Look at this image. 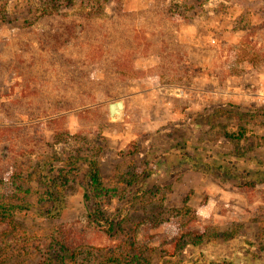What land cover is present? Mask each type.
<instances>
[{
    "label": "rangeland",
    "instance_id": "1",
    "mask_svg": "<svg viewBox=\"0 0 264 264\" xmlns=\"http://www.w3.org/2000/svg\"><path fill=\"white\" fill-rule=\"evenodd\" d=\"M73 1L66 21L84 24L85 42H103L83 46L93 58L83 72L95 78L99 64L130 79L84 84L94 95L81 109L65 112L56 96L24 91L12 116L0 113V263L264 264V182L245 176L264 171V0H99L101 13L95 0ZM38 3L0 0V20L18 18L0 21V39L36 48L39 28L62 35L59 20H37ZM69 48L78 55V45ZM116 100L124 103L120 120L108 110ZM239 126L240 140L224 138ZM78 153L99 162L110 193L87 201L83 187L69 183L49 198L37 181L42 164ZM145 163L151 175L131 203L119 178ZM204 163L243 176L223 179ZM62 164L53 162L52 173ZM22 202L30 207L17 208ZM59 204L58 216L37 214ZM195 238L200 245H191Z\"/></svg>",
    "mask_w": 264,
    "mask_h": 264
},
{
    "label": "trees",
    "instance_id": "2",
    "mask_svg": "<svg viewBox=\"0 0 264 264\" xmlns=\"http://www.w3.org/2000/svg\"><path fill=\"white\" fill-rule=\"evenodd\" d=\"M114 2L115 0H107V2ZM106 1H103V3ZM83 3V2H82ZM95 6V13L102 12L101 7L103 4L99 0L92 2ZM74 6L73 0H39L36 5L38 11L37 20H44L47 18L53 19V21L59 20L62 27L59 31L62 35H55V32L50 29L39 28L36 36V41L38 47H34L32 44H27L21 42L17 46V42L12 40L13 44L9 40L0 39V113L6 114L7 116H12L11 107L15 109V103L19 99L20 92H24L29 95H41L50 94L56 96L52 97V101L55 103H67L68 105L58 112L55 110L56 107L52 108L56 115L63 114L71 109H81L91 103L92 92H87L85 85L93 83L94 86L102 87L103 84L116 85L119 82H128L130 76L126 72L117 70V68L112 70V73L103 70V66L96 64L97 73L96 77H90L83 72V68L90 63L93 58L89 49L94 46H100L103 42L99 41L97 45L90 43L89 38H85L87 42L82 40L84 38L83 33L86 32V28L82 22H76L74 20L66 21L67 9H72ZM86 6L84 1L83 7ZM92 7V9H93ZM15 18V19H13ZM35 18V19H36ZM112 18L109 23L113 25ZM17 17H11L10 15L3 13L1 23L11 24L13 20L17 21ZM27 21V20H24ZM28 24V23H27ZM58 26V27H59ZM58 31V30H57ZM59 36V39H58ZM64 37V39L62 38ZM83 37V38H82ZM18 41V40H17ZM79 46L78 55L75 56L70 52V46ZM89 45V49L85 50L83 46ZM81 49V53H80ZM53 54L60 56L55 57ZM75 65L76 69L67 70V65ZM119 65V64H118ZM117 67L119 68L120 66ZM123 67V66H121ZM120 67V68H121ZM75 68V66H74ZM80 69V70H79ZM77 70V71H75ZM25 73V74H24ZM101 77H97L98 75ZM94 78V80H93ZM19 79V80H18ZM18 80V81H17ZM12 81L10 86L5 85V82ZM70 86H73L70 87ZM78 86L79 88H76ZM17 89V91H15ZM55 91L53 93L52 91ZM74 93V99L68 103L67 97L70 92ZM46 92H48L46 94ZM71 92V93H72ZM70 93V94H71ZM42 95V96H43ZM80 96V97H79ZM87 96V97H81ZM89 100V101H85ZM54 103V104H55ZM61 105V104H59ZM60 109V108H57ZM65 111V112H64ZM84 111V110H83ZM244 136V128L239 126V130L236 135L224 134V138L228 140H240ZM51 158L42 164L40 170V176H38V182L44 187L45 192L49 194V198L58 194H63V190L69 183H78L79 186L83 187L85 191V198H88L98 202V199L110 193V189L105 187L103 182V176L100 172V164L97 160L81 156L79 153L74 156H68L65 159H61L55 156H50ZM185 157H190L189 154H185ZM63 162L62 166L59 168V172L52 173L53 162ZM202 167V168H201ZM200 168L208 174L217 175L223 179H229L231 181H237L242 178L241 174L235 172V167L229 166H216L211 163H204ZM135 172H129L127 175L121 176L119 182L123 183L125 190H129V195H132L130 202H134L135 196L139 194L141 189V184L145 182L150 177V172L147 169V164L145 163L141 167H137ZM82 178L77 180L78 176ZM246 177H251V183H261L264 182V171L258 170L253 173H246ZM84 178L87 179V183H84ZM35 179V178H34ZM36 180V179H35ZM1 182V180H0ZM52 191V192H51ZM28 205V202H22L16 204L17 208H21ZM55 207V210L42 212L39 211L38 215L45 213L46 215L58 216L62 210V204ZM5 217L2 211H0V218ZM89 219L93 221L95 219V210L91 209L89 212ZM233 235V233H225L223 235L224 239H227ZM201 244V238H195L191 245L198 246ZM181 247L173 253L171 258H176L179 256ZM74 257H72V260ZM111 264H127L122 263V259L109 258L107 262ZM1 264V263H0ZM166 264H204L199 262H183L181 260H168ZM216 264V263H207Z\"/></svg>",
    "mask_w": 264,
    "mask_h": 264
},
{
    "label": "water",
    "instance_id": "3",
    "mask_svg": "<svg viewBox=\"0 0 264 264\" xmlns=\"http://www.w3.org/2000/svg\"><path fill=\"white\" fill-rule=\"evenodd\" d=\"M176 93L177 90H174ZM110 116L120 120L123 118L124 115V103L122 100H116L109 104L108 106Z\"/></svg>",
    "mask_w": 264,
    "mask_h": 264
}]
</instances>
